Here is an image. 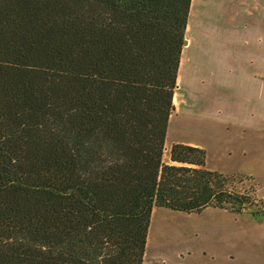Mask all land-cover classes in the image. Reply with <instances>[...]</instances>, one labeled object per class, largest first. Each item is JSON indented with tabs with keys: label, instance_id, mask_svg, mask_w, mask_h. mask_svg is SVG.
Segmentation results:
<instances>
[{
	"label": "trees",
	"instance_id": "trees-1",
	"mask_svg": "<svg viewBox=\"0 0 264 264\" xmlns=\"http://www.w3.org/2000/svg\"><path fill=\"white\" fill-rule=\"evenodd\" d=\"M191 0H0V264H143L154 207L253 198L172 143Z\"/></svg>",
	"mask_w": 264,
	"mask_h": 264
},
{
	"label": "rangeland",
	"instance_id": "rangeland-1",
	"mask_svg": "<svg viewBox=\"0 0 264 264\" xmlns=\"http://www.w3.org/2000/svg\"><path fill=\"white\" fill-rule=\"evenodd\" d=\"M251 1L191 0L185 31L191 43L174 93L179 110L169 117L162 160L172 163V143L198 145L204 167L228 176V188L254 203L240 213L154 207L144 264H264V112L246 94L252 84L264 109V51L253 57L238 47L242 36L264 33L247 13Z\"/></svg>",
	"mask_w": 264,
	"mask_h": 264
},
{
	"label": "crops",
	"instance_id": "crops-1",
	"mask_svg": "<svg viewBox=\"0 0 264 264\" xmlns=\"http://www.w3.org/2000/svg\"><path fill=\"white\" fill-rule=\"evenodd\" d=\"M251 2H252V5H251L250 9L246 8L247 10L249 9L247 11V13L249 15H251V14L254 15L255 14L254 20H252V21L254 22L255 26H259L261 28L260 29V31H261L262 27H264V0H252ZM262 33L263 32H261V33L258 32V33H254L252 35H244V36H242L243 40H242V44H240L238 46L239 49H241L242 51H246V52L249 51L250 52V54H249L250 56L260 57V55L264 51V33L263 34ZM250 38H252L253 40L249 43V39ZM185 39L187 40V43L185 45H188L189 43H191L190 39H188L186 37H185ZM179 70H180V67H179ZM250 71H252V73H251L252 75H255L258 70L257 69L254 70L252 68ZM252 87L253 86L251 84L250 85V90H248L246 92V94L248 96V99L253 101V104L256 103V105H258L257 111H258V114L261 115V112H264V109L262 108L260 101H258V98H255V93H253L251 91ZM258 90L259 89L257 88V94L260 92V90H259V92H258ZM173 103H174L175 111H178L179 110L178 109L179 102L176 101V94H174V96H173ZM218 112H219V109L217 110V113ZM252 115H255V114L253 113ZM185 144L195 145L193 143H185ZM196 146H198V145H196ZM146 256H147V252H146V248H145L143 264H144V260H145Z\"/></svg>",
	"mask_w": 264,
	"mask_h": 264
},
{
	"label": "water",
	"instance_id": "water-1",
	"mask_svg": "<svg viewBox=\"0 0 264 264\" xmlns=\"http://www.w3.org/2000/svg\"><path fill=\"white\" fill-rule=\"evenodd\" d=\"M186 43H187V40L185 39V40H184V45H185Z\"/></svg>",
	"mask_w": 264,
	"mask_h": 264
}]
</instances>
